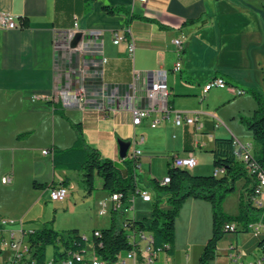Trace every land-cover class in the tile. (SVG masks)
I'll return each mask as SVG.
<instances>
[{"label": "crops", "instance_id": "1", "mask_svg": "<svg viewBox=\"0 0 264 264\" xmlns=\"http://www.w3.org/2000/svg\"><path fill=\"white\" fill-rule=\"evenodd\" d=\"M106 8L118 11L109 14ZM1 14L15 16L22 26L0 28V218L18 222L1 228L0 238L9 237L11 229L40 230L51 221L55 230L76 229L85 236L111 226V212L99 215V203L110 196L102 178L95 177V189L89 193L81 173L54 169V152L71 148L77 140L72 124L81 125L88 147L121 168L119 141L131 143L128 157L133 142L144 138L136 144L142 151L136 182L152 200L130 194L129 209L117 215L119 226L125 219L152 220L156 193L150 180L162 182L168 176L173 156L193 155L197 165L191 174L204 175L213 169L211 151L217 138L233 139L240 145L237 149L257 152L253 134L240 118H252L258 109L255 97L242 89L264 91V0H95L90 9L83 0H0ZM75 23L80 52L71 47L75 36H67ZM117 32L134 41L133 56L126 42L114 44ZM176 39L183 42L181 54ZM179 61L182 67L177 71ZM165 77L174 110L197 117V124L177 126L172 116L157 128L150 127V120L134 126L126 98L132 97L130 105L147 107L149 84ZM216 78H223L232 90L214 88L203 97V86ZM78 90L84 93L83 103L73 99ZM66 92L70 94L64 97ZM156 163L163 166V176L154 170ZM66 180L69 197L52 201L51 190ZM36 181L48 187L36 188ZM242 181L241 190L246 184ZM245 194L244 187L234 211L225 213L238 215ZM168 198L161 197L162 209L170 208ZM260 199L264 208V194ZM78 207L90 213L84 226L68 217ZM252 216L261 218L258 212ZM66 223L71 226L60 228ZM257 225L264 227L263 221ZM238 229L225 235L209 264H232L231 250L244 264L260 258L264 233L240 232L241 225ZM212 231L211 204L187 200L176 221L173 254L159 252L151 264H202ZM92 247L91 242L88 258L94 255ZM11 255L10 251L7 262ZM4 258L2 249L0 260ZM122 259V264H134L125 255Z\"/></svg>", "mask_w": 264, "mask_h": 264}, {"label": "trees", "instance_id": "2", "mask_svg": "<svg viewBox=\"0 0 264 264\" xmlns=\"http://www.w3.org/2000/svg\"><path fill=\"white\" fill-rule=\"evenodd\" d=\"M86 9H90L95 0H83ZM109 14H115L118 10L106 8ZM245 94H251L258 102V109L252 118L241 117V123L253 134L257 152L254 160L264 174V91L258 92L252 88H243ZM54 111L62 114L59 106L53 102H47ZM170 105L171 101H170ZM77 132V140L74 145L65 150H56L53 155V166L55 170L75 171L83 176L84 184L89 193L95 189L94 180L98 176L104 182V191L109 195L121 194L126 202L130 194H136L138 190L136 178L137 170L140 168V159H125L124 168L117 163L103 159L101 153L87 146L85 143L82 127L72 124ZM213 156V167L215 171L221 170L218 176L193 175L188 169L171 167L168 176L171 182L162 185L157 179H151L150 185L156 193L153 204V218L149 223L125 219L122 226L117 222L118 211L112 210V224L109 228L100 231L99 236L86 241L84 235L76 229L58 231L53 227V221L47 222L40 230H34L28 235L30 249V262L24 264H49L47 249L53 248L52 262L72 258L73 264H83L76 259V255L86 256L89 244H93V252L97 258L106 264L116 263L120 257L135 250L136 242L131 238L134 234L146 232L153 238V250L157 254L166 252L173 254L176 237V221L185 202L191 198L202 200L211 204L213 231L205 249L201 255L202 264H209L217 257L218 244L229 233H238L239 229L231 231L228 226L235 223L242 226L240 232L249 233V224L256 226L259 219L252 215L256 212L264 219V208L254 204L252 197H257L258 179L256 175H249L244 165L238 161L234 140L230 138H217L211 151ZM246 180V194L242 195L239 202V214L228 215L223 210V203L227 197L235 194L237 183ZM68 180L63 182L65 186ZM249 184H252L249 187ZM36 188H46L47 184L37 181ZM54 187V184L51 185ZM249 187V188H247ZM168 195L167 204L169 209H162L161 197ZM264 223V220H263ZM251 226V227H253ZM2 226L0 225V229ZM260 248L264 252V238L260 242ZM1 253V251H0Z\"/></svg>", "mask_w": 264, "mask_h": 264}, {"label": "built area", "instance_id": "3", "mask_svg": "<svg viewBox=\"0 0 264 264\" xmlns=\"http://www.w3.org/2000/svg\"><path fill=\"white\" fill-rule=\"evenodd\" d=\"M142 1H146V0H142ZM21 26L22 23H20L15 16L11 14L0 15V28L17 29ZM77 32H78V24L75 23L74 28L70 30V32L67 34L69 40H72ZM113 42L116 45L126 42L129 55L130 56L134 55L135 53L134 41L130 40L127 37V35L117 32L113 35ZM174 44L177 47L178 53L181 54L184 49L182 40L176 39L174 40ZM72 50L76 52H80L82 50V47L76 46L75 48H72ZM106 62H107L106 59L102 61L103 64H105ZM181 67L182 64L180 61L175 64V70L179 71L181 70ZM214 88L232 90V88L229 87V85L225 82L223 78H216L203 86L202 96L203 97L206 96V94H208L209 91ZM69 94H70L69 92H66V95L64 93V97L68 96ZM73 97H74L73 99H75L76 101L82 103L84 101L83 99L84 93L82 92V90L75 91L73 93ZM131 98L132 97L128 95L126 100H127V109H129V111L132 114V123L134 126H141L145 123L146 120H150V127L157 128L162 123L163 120H169L171 119L172 116L174 117V123L177 126H192L197 124V117L187 115L186 113L177 112L170 105L171 91L166 81V77L162 79H158L156 81H152L149 84V88L147 91V101H148L147 107L142 108L140 106L135 105L133 102L130 105L129 101L131 100ZM143 141L144 138L138 141L135 140L133 142L134 149L132 153L125 159L127 158L133 160L140 159V157L142 156V151L136 147V144L138 142H143ZM234 144L236 148V155L238 161H240L244 165L249 175H256L258 179L259 185L256 190V194L258 196L254 198L252 197V200L255 205H257L260 208H263V203L260 197L264 194V174L261 171H259V168L254 160V155L250 153L248 150L243 149L242 147L237 149V147L240 146L237 141H234ZM43 154L48 155L49 151L44 150ZM125 159H123V161ZM171 165L172 167L179 169H185V168L193 169L197 165V160L193 155H189L187 157H180L175 155L172 158ZM221 173H222L221 170L215 171L216 176L220 175ZM9 181H10L9 177H5L3 179L4 183H8ZM170 182H171L170 177L167 176L161 183L162 185H166L169 184ZM137 194L144 201L149 202L152 200L150 193L145 189H138ZM69 195H70V189L66 186L55 187L50 192L51 200L54 202L65 201L69 197ZM129 203H130L129 199L125 202L121 194L110 195L108 199L103 200L99 203V215L104 216V212H111L112 210H116L118 212L127 211L129 209L128 208ZM0 225L2 226V228L14 227L18 225V222L12 219L0 218ZM228 228L231 231H234L235 229H238V225L233 223L229 225ZM33 231L34 230L24 231L23 229H20V231H18L11 229L9 233V237L0 238V251L8 247L14 252V255L12 256L10 261L7 262V264H24L30 262L31 254L28 245V235ZM252 231L255 232L262 231L264 233V227L260 225L253 226ZM94 235L99 236L100 231H95ZM138 236H140L141 238L139 242H137ZM132 237H134V242L137 243L136 248L135 250L131 251L129 254H126L125 259L133 260L134 264L152 263L154 261V258L156 257V253L154 252L152 245L153 243L152 236L146 232H140L134 234ZM84 238L86 241H91V239H88L85 235ZM142 243H145L144 248H141ZM75 257L78 261L83 262V264H106L105 262H102L99 258H97L95 254L91 258H88L87 255L86 256L76 255ZM229 257L232 260V264H244L240 260V256L235 250H231ZM123 261L124 260L122 259V257H120V259L114 264H122ZM49 264H54V262H52L51 260ZM55 264H73V259L69 258ZM252 264H264V252H262L260 258L255 263Z\"/></svg>", "mask_w": 264, "mask_h": 264}, {"label": "rangeland", "instance_id": "4", "mask_svg": "<svg viewBox=\"0 0 264 264\" xmlns=\"http://www.w3.org/2000/svg\"><path fill=\"white\" fill-rule=\"evenodd\" d=\"M153 168H154V170L158 173V174H160V175H162L163 176V166L162 165H157V163H156V165L155 166H153ZM210 168V167H209ZM211 169V168H210ZM207 169V173H204V175L203 176H209V175H213L214 174V171H215V169H214V167H213V169ZM192 170V169H191ZM145 172H147L146 170H145ZM138 173H139V171H138ZM145 176V175H144ZM242 181V180H241ZM241 181H239L238 183H237V190H236V192H235V194H233V195H231V196H229V197H227L226 198V200L225 201H227V199H229L228 201H227V204H226V206L224 205V203H225V201H224V203H223V210H224V212H225V209H226V211L227 212H229V213H231V212H233L234 211V209H235V201L237 200V198L240 196V194H241V192H242V190H243V188L245 187L246 188V185L247 184H245V186L244 187H242V190H241ZM243 181H245L246 182V180H244L243 179ZM242 181V182H243ZM247 183V182H246ZM248 186V185H247ZM84 208L82 207V208H79L78 207V209L77 210H74V212H73V214H70L68 217L69 218H71L72 220H75V221H77V222H79L78 224H80V226H84V225H82V224H84L85 222H87V220H89L90 219V213H89V216H88V212H87V214H86V211L85 210H83ZM85 209H87L86 207H85ZM87 210H89V209H87ZM101 217H103V216H101ZM105 217H107V216H105ZM264 219H263V216H261V218H260V220L258 221V223L259 222H262ZM118 224H119V218H118ZM251 224H253V223H251ZM251 224H249V226H250V228H251ZM66 226H71L70 225V223H66V224H60V228H69V227H66ZM86 226V225H85ZM86 237L88 238V239H91V237L93 236V233H92V230H90V231H88L87 233H86ZM141 240V238H140V236H138L137 237V242H139ZM142 246L144 247L145 246V244L144 243H142ZM4 250H5V258H4V260H0V263H4V264H7V258H8V256H9V254H10V251L12 252V255L11 256H13L14 255V252H13V250H11L10 248H8V247H6V248H4ZM91 251H92V249H88V256L90 255V253H91ZM7 256V257H6ZM47 258H48V260L50 261V260H52V258H53V248L52 247H49L48 249H47ZM91 258V257H90Z\"/></svg>", "mask_w": 264, "mask_h": 264}, {"label": "water", "instance_id": "5", "mask_svg": "<svg viewBox=\"0 0 264 264\" xmlns=\"http://www.w3.org/2000/svg\"><path fill=\"white\" fill-rule=\"evenodd\" d=\"M81 39V34H76L74 39L72 40V43H71V47L72 48H75L79 42V40ZM130 144L131 143H128V142H125L123 140H120L119 141V145H120V156L122 159H125L126 156H127V152L130 148Z\"/></svg>", "mask_w": 264, "mask_h": 264}, {"label": "bare ground", "instance_id": "6", "mask_svg": "<svg viewBox=\"0 0 264 264\" xmlns=\"http://www.w3.org/2000/svg\"><path fill=\"white\" fill-rule=\"evenodd\" d=\"M185 169H188V170H190V169H192V168H185ZM144 264H151V263H144Z\"/></svg>", "mask_w": 264, "mask_h": 264}]
</instances>
